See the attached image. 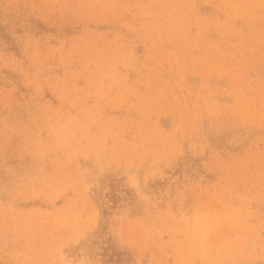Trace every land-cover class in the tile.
<instances>
[{
	"label": "rangeland",
	"instance_id": "obj_1",
	"mask_svg": "<svg viewBox=\"0 0 264 264\" xmlns=\"http://www.w3.org/2000/svg\"><path fill=\"white\" fill-rule=\"evenodd\" d=\"M110 177L127 264H264V0H0V264H113Z\"/></svg>",
	"mask_w": 264,
	"mask_h": 264
},
{
	"label": "trees",
	"instance_id": "obj_2",
	"mask_svg": "<svg viewBox=\"0 0 264 264\" xmlns=\"http://www.w3.org/2000/svg\"><path fill=\"white\" fill-rule=\"evenodd\" d=\"M196 160H188V162ZM184 165L182 161L178 164L175 171H179ZM103 187L94 191V198L98 204L100 214L104 223L100 228L93 232L94 238L90 243V248L95 255L101 257L106 263L127 264L132 260L131 253L123 248H119L112 236L107 232V222L112 211L119 205H128L136 207L138 205L137 197L132 189L124 186L119 178L110 177L103 181Z\"/></svg>",
	"mask_w": 264,
	"mask_h": 264
}]
</instances>
